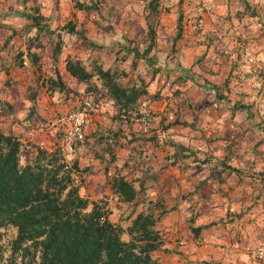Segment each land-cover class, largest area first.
I'll return each mask as SVG.
<instances>
[{
  "label": "crops",
  "instance_id": "0c3cea01",
  "mask_svg": "<svg viewBox=\"0 0 264 264\" xmlns=\"http://www.w3.org/2000/svg\"><path fill=\"white\" fill-rule=\"evenodd\" d=\"M156 5L158 12L149 0H0V129L33 132L34 102L38 120L56 115L61 91L48 89V79L59 74L70 90L85 85L67 71V60L81 61L88 71L95 64L118 71L130 62L133 73L117 72L126 76L120 84L144 85L146 93L128 108L105 93L101 113L86 130L105 137L97 143V135L90 137L88 149L89 155L94 149L116 154L130 166L137 194L143 178L146 201L165 210L155 226L163 238L158 262L264 264V0ZM181 10L184 31L176 39ZM27 13L44 19L34 25ZM70 21L94 43L86 28L105 22L117 38L97 43L114 50L86 46L66 27ZM152 22H158L154 44L135 56L132 50L148 47ZM138 31L147 39L143 50L130 36ZM174 40L175 52H165ZM35 64L46 77L43 92L55 93L45 100L32 88ZM32 90H39L35 100Z\"/></svg>",
  "mask_w": 264,
  "mask_h": 264
},
{
  "label": "trees",
  "instance_id": "16d2710c",
  "mask_svg": "<svg viewBox=\"0 0 264 264\" xmlns=\"http://www.w3.org/2000/svg\"><path fill=\"white\" fill-rule=\"evenodd\" d=\"M156 3L157 0H149L153 12L156 11ZM26 17L34 25H39L44 19L30 13ZM180 21L181 15L177 20L176 38L182 29ZM67 26L69 31L81 37L86 46L114 50L94 43L83 31H76L71 21ZM147 35L150 40L148 47L143 53L132 50L135 56L146 54L153 46L154 29L151 24H148ZM58 49L59 44L55 52ZM66 69L81 83H87L94 75L79 60H67ZM95 74L103 81L105 93L125 108L135 104L146 93L144 85L137 88L122 86L116 71L111 68L98 66ZM48 89H65L59 74L55 79H49ZM35 96L32 91V100ZM22 148L17 137L0 131V227L10 223L17 228L11 243L14 257L8 264H158L152 253L163 243L155 226L164 209L145 201L131 224L124 229L109 219L111 211L106 202H90L79 194L74 178V171H78L74 168L76 162L68 166L57 147L52 151L38 147L33 162L20 164ZM112 188L121 200L136 203L137 191L132 181L119 176L112 181ZM90 204L92 206L88 210ZM199 229L193 228V231ZM124 232L129 236L127 240L122 238Z\"/></svg>",
  "mask_w": 264,
  "mask_h": 264
},
{
  "label": "rangeland",
  "instance_id": "374dc122",
  "mask_svg": "<svg viewBox=\"0 0 264 264\" xmlns=\"http://www.w3.org/2000/svg\"><path fill=\"white\" fill-rule=\"evenodd\" d=\"M156 11L157 12L159 11L157 9V6H156ZM160 11H162V9H160ZM181 11L182 12H179L178 16L181 15V18H182L184 10H181ZM157 17H158V13L154 14L151 17V20H153V18L155 20ZM154 23H158V22H152V27L154 29V36H156L158 34V28ZM180 23H181L182 29L179 32V34H181L184 31V28H183L184 22H180ZM89 25H90L89 28L88 29L86 28V32L88 36H91L90 38H93L95 43L99 42V40H101L102 38L103 39L105 38L108 41L110 40L112 41V40H115V38H117V36L114 33H112V31L110 30L107 31L105 29L107 27L105 25V22L101 23V25H103L102 27L100 26L94 27V25L90 23ZM138 25H139L138 27H141L140 24ZM160 33L162 35L168 34L167 31H163ZM130 34H131L130 36L132 37L133 46L137 49L139 48L140 50H143L146 45L147 39L144 37L143 38L141 37L142 36L141 31H138L137 34H135V32L130 33ZM175 34L177 35V28H175ZM176 35H175V38H176ZM165 44L166 43H164V45ZM167 45L168 46L166 47L165 52L167 51L169 53H174L176 50V48L174 47L175 40L171 44H167ZM168 47H171V49H167ZM157 50L158 49H156V52ZM153 56L155 57V55ZM112 59H113V56H112ZM35 65H36V68L31 67L32 70L30 71V74L33 76L32 78L36 79V83L34 84V87L32 88H40L41 89L40 93H43L42 95L43 100H45L47 94L54 96L55 93L54 92L50 93L47 91L43 92V89L41 87L42 85L40 84V82H43L41 80H44L46 77L43 76L41 68H39L37 64ZM97 67L98 66L96 64L90 67V71L94 75L88 80L87 83H84L85 84L84 86L82 85L83 87H78L80 89H76V90H70V89L65 88L63 90V93L61 91L60 95L57 94L58 98L54 102L55 103L59 102L60 105H58L55 108L56 115L51 116V119L48 116L46 118H42L41 121L38 120L39 118L37 119V115L34 116V112H36V106H37V103L34 102L31 105L32 111H30V116L34 118L33 120L35 123H32L29 125V128L32 129L33 132H28L29 133L28 135L26 131L19 130L17 133H10V135L17 137L19 141L21 142V144L23 145V148L19 155L20 164H25L26 162H33L35 156L38 153V150H37L38 147L44 148L48 151H52L56 148L57 141L61 139L66 144V146L68 147L71 146L73 149V152L70 154L67 151L65 153L61 152V156L63 157V159L65 160L68 166H72L74 162H76L77 164V166L74 168H76L78 171H74V169L73 171L75 172V177H74L75 184H77L78 186L79 194L83 196L84 198H87L90 202L99 201V200L106 202L107 207L109 209L112 208L110 209L111 212L109 214V219L115 224H118V223L121 224V227L126 229L127 226L131 224L132 219L140 211L141 205H142L141 203H145L147 199L146 180H144L143 178L140 179L141 181L143 180L141 183L142 188L139 191V194L135 196L136 203H134V201L125 202L121 200L119 196L115 194L112 188V181L114 180V178H117L119 176H124L126 180L131 181L132 170H130V166L127 168H124V166L121 164L120 161L118 162L116 161L117 156L116 154L112 152H110L108 155H105L103 152H101L100 149H94L93 151H91L92 154L89 155L90 151L88 149V146L91 144L89 141V138L92 137L93 135H97L96 140H95V142L97 143L98 140L104 138L105 135L100 137V135L98 134V131H95V132L92 131L90 134L89 133L86 134L84 139L80 142L71 141L65 138V136L61 132L62 127H60L57 121V119L60 116H62L63 114L67 112H70L71 110H74L86 98L98 99L100 102H102V105H103V99L105 96L104 94L105 87H103L102 85L103 81L100 78H98V76L95 74ZM154 69L156 70L159 69V66L158 68L153 66V69L151 70L153 71ZM117 70L118 71H116V74L117 72H120L122 70L125 71L126 74L133 73L130 62L117 65ZM124 78H126V76L120 78V76L117 74V80L119 82H120V79L124 82ZM9 84H12V80L11 82H9ZM32 91L36 95L39 92V90H32ZM42 96L40 95L39 97H42ZM38 99L40 100V98ZM38 121H39V124L37 123ZM0 131H2L4 134H9V133H6L2 129H0ZM113 132L114 131L110 129L108 136L110 133H113ZM41 135L44 137V140L42 139L43 137H41ZM118 164H121V165H118ZM91 206L92 205L90 204L87 209L88 210L91 209ZM16 232H17V228L10 223H6L4 224V226L0 227V264H8L10 260L14 257L13 254L11 253L12 252L11 243H12V240L16 236ZM122 238L124 240H127L129 236L126 232H124L122 234ZM167 248L168 247H166V249ZM161 250H162V247H161ZM156 251L152 253V256L158 262V257H156L155 255L157 254ZM158 264L160 263L158 262Z\"/></svg>",
  "mask_w": 264,
  "mask_h": 264
},
{
  "label": "built area",
  "instance_id": "2783aa9c",
  "mask_svg": "<svg viewBox=\"0 0 264 264\" xmlns=\"http://www.w3.org/2000/svg\"><path fill=\"white\" fill-rule=\"evenodd\" d=\"M101 102L95 98L84 99L74 110L60 116L57 121L62 127L61 132L66 139L80 142L86 135L87 128L92 125L94 119L101 113ZM56 147L63 153L73 152L71 146H66L63 140H58ZM263 248H259L254 254L260 256Z\"/></svg>",
  "mask_w": 264,
  "mask_h": 264
}]
</instances>
